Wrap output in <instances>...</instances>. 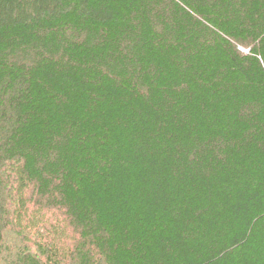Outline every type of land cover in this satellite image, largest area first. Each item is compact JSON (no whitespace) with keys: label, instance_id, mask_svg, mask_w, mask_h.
Wrapping results in <instances>:
<instances>
[{"label":"trees","instance_id":"obj_1","mask_svg":"<svg viewBox=\"0 0 264 264\" xmlns=\"http://www.w3.org/2000/svg\"><path fill=\"white\" fill-rule=\"evenodd\" d=\"M0 253L264 264V0H0Z\"/></svg>","mask_w":264,"mask_h":264},{"label":"rangeland","instance_id":"obj_2","mask_svg":"<svg viewBox=\"0 0 264 264\" xmlns=\"http://www.w3.org/2000/svg\"><path fill=\"white\" fill-rule=\"evenodd\" d=\"M69 235H72L71 233ZM18 238V237H17ZM19 239V238H18ZM11 241V240H10ZM21 241V240H20ZM22 243V242H21ZM0 264H15V261L12 260L11 256H5L3 253H0Z\"/></svg>","mask_w":264,"mask_h":264}]
</instances>
